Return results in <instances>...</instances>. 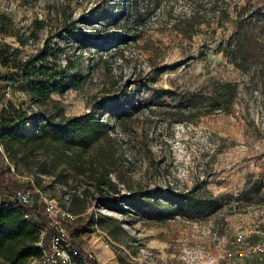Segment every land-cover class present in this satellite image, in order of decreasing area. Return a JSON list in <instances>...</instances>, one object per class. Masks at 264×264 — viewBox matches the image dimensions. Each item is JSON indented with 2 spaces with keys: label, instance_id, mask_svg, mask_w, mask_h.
<instances>
[{
  "label": "rangeland",
  "instance_id": "rangeland-1",
  "mask_svg": "<svg viewBox=\"0 0 264 264\" xmlns=\"http://www.w3.org/2000/svg\"><path fill=\"white\" fill-rule=\"evenodd\" d=\"M171 4L168 15L161 10L164 1L158 6L146 0H0V11L27 43L16 37L2 41L18 48L22 58L35 54L49 36L60 43L55 34L63 19L94 39L98 47L66 48L86 80L78 89L51 94L45 114L61 120L93 112L105 129L76 163L53 151L37 152V159L48 161V174L36 158L14 162L1 147L4 175L19 185L31 181L27 190L38 189L61 206L58 185L83 187L84 198L68 205L77 215L69 228H82L71 231L72 241L94 264H264V253H248L234 242L238 234L250 243L264 238V81L246 86V74L216 52L211 40L232 31L228 21L217 24L206 16L210 24L201 23L200 32L187 36L172 21L191 17L188 0ZM250 17L260 20L263 13ZM225 82L237 85L227 113L213 109L214 93ZM137 89L139 110L118 116L113 96L133 97ZM159 90L165 95L158 97ZM6 91L0 109L8 99H26L19 83ZM25 107L30 114L40 111ZM167 188L192 193L197 206L175 215L168 203L152 199L146 214L127 207L120 213L113 201L135 189ZM98 231L114 245L104 248ZM224 250L232 253L229 260Z\"/></svg>",
  "mask_w": 264,
  "mask_h": 264
},
{
  "label": "trees",
  "instance_id": "trees-1",
  "mask_svg": "<svg viewBox=\"0 0 264 264\" xmlns=\"http://www.w3.org/2000/svg\"><path fill=\"white\" fill-rule=\"evenodd\" d=\"M162 1L166 5L161 10L172 15L171 0H146V3L159 6ZM188 5L191 17L175 18L172 26L190 36L200 32L201 23L210 24L208 20H203L206 16H210L212 21L216 19L217 24L228 21L232 31L225 38L211 40L216 52H221L230 65L246 74V86L255 80L264 81V0H188ZM257 11L262 12L263 17L260 20H251L250 14ZM134 13L139 14L136 6ZM191 18L193 22H189ZM38 25L40 28V24ZM61 27V31L55 34L60 43L53 42L49 36L35 54L22 58L18 48H13L2 39L16 37L19 44L26 45V39L21 37L24 34L19 36L12 19L0 11V99L5 97L7 88L14 83H19L20 90L26 96L19 104L8 99L7 104L0 109V146L14 162L19 158L27 161L36 158V153L42 150L53 151L59 157L67 156L71 163H76L74 158L79 157V153L89 149L105 134L103 124L93 112L61 120H52L45 114L53 102L51 94L78 89L86 80L85 75L76 69V58L67 56L68 45L75 44L78 48L98 47L94 39L87 36L76 22L63 19ZM222 88L224 90L214 93L216 103L213 109H222L227 113L234 103L237 85L234 82H225ZM139 92L137 89L133 97L126 96L122 100H119L120 95L113 96L116 101L115 113L125 116L139 110ZM159 92L158 95H161L158 97L166 93L165 90ZM25 104L35 105L40 111L30 114ZM67 150L69 154L66 153ZM36 160L41 173L48 174V161ZM4 174L5 169L0 160V195L7 202V205H0V259L6 264H44L42 257L49 245L50 233L46 231L43 245L39 246L40 229L47 222L43 203L38 194H33L32 202L27 205L20 203L18 199H11L10 196L17 194L19 189L31 188L32 182L19 185L15 180L7 179ZM100 183L102 182L99 181ZM152 199H161L168 203L175 215H186L198 203L192 193L174 191L171 188L135 189L113 201L120 213L126 212L127 207L146 214L151 211L148 202ZM71 231L78 234L82 228H71ZM74 245L88 264H94L89 254ZM73 262L84 264L76 258Z\"/></svg>",
  "mask_w": 264,
  "mask_h": 264
},
{
  "label": "built area",
  "instance_id": "built-area-1",
  "mask_svg": "<svg viewBox=\"0 0 264 264\" xmlns=\"http://www.w3.org/2000/svg\"><path fill=\"white\" fill-rule=\"evenodd\" d=\"M66 153L69 154V150H67ZM58 187H60V189L64 192L62 198L64 203L63 206H61L55 199L42 194V192L38 189H29L24 192H17L15 196L10 197L11 199H18L20 203L27 205L32 202V197L35 191L40 194L47 222L45 227L40 229V240L38 242L39 246L43 245V239L46 231H49L50 233L49 245L44 250L42 257V262L44 264H74V258L81 260L84 264H88V262L82 258L78 248L75 247L72 241L71 230L69 228V225L76 221L77 215L68 209V205L71 203L73 198H84V188L77 187L75 189H69L67 186L62 184L58 185ZM5 200L6 199L0 195V205H7ZM26 217H28V214ZM98 232L104 248H109L114 245V242L106 232ZM234 242L243 246L245 251L248 253H264V238L262 241L250 243L246 241L242 235L238 234L235 236ZM222 256L226 260H229L232 257V253L228 250H224Z\"/></svg>",
  "mask_w": 264,
  "mask_h": 264
}]
</instances>
